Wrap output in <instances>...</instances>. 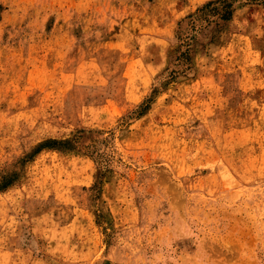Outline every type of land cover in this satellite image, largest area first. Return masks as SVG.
Masks as SVG:
<instances>
[{
	"label": "rangeland",
	"instance_id": "374dc122",
	"mask_svg": "<svg viewBox=\"0 0 264 264\" xmlns=\"http://www.w3.org/2000/svg\"><path fill=\"white\" fill-rule=\"evenodd\" d=\"M0 264H264V0H0Z\"/></svg>",
	"mask_w": 264,
	"mask_h": 264
},
{
	"label": "trees",
	"instance_id": "16d2710c",
	"mask_svg": "<svg viewBox=\"0 0 264 264\" xmlns=\"http://www.w3.org/2000/svg\"><path fill=\"white\" fill-rule=\"evenodd\" d=\"M223 18V17H222Z\"/></svg>",
	"mask_w": 264,
	"mask_h": 264
}]
</instances>
